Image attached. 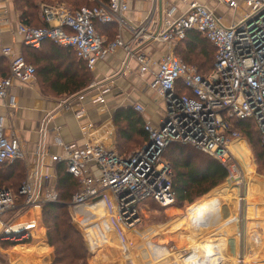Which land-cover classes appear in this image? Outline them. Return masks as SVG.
Instances as JSON below:
<instances>
[{
	"label": "built area",
	"instance_id": "obj_1",
	"mask_svg": "<svg viewBox=\"0 0 264 264\" xmlns=\"http://www.w3.org/2000/svg\"><path fill=\"white\" fill-rule=\"evenodd\" d=\"M94 1L93 6L79 8H71L65 3L41 2L39 8L46 25L20 22L17 31L24 45L38 49L44 41L51 40L71 48L91 71L100 59L124 49L130 57L136 58L140 71L152 77L149 86L163 100L165 117L158 126L145 124L148 140L126 157L93 139L95 123L83 127L89 137L83 144L64 143L58 137L63 154L52 155L53 165L49 170L39 173V177L37 171L26 176L18 193L0 187V218L37 203L45 206L49 202H59L58 174L54 166L58 162L79 179V190L68 203L75 222L80 218L83 224L82 208L92 206L115 212V217L110 218L114 227L119 224L124 229H132L141 220L140 205L144 201L154 200L165 208L176 203L172 167L164 157L170 144H188L210 154L227 166L230 179L240 176L239 163L230 146L236 140L244 139L241 132L233 130L232 121H253L264 145V0H218L238 13L228 25L223 23L216 9L200 0H182L186 8L180 15H176L179 8L175 4H168L163 29L148 33L143 25L133 31L129 41L121 34L129 27L126 19L128 1ZM150 22L151 18H148L146 23ZM113 23L118 28L117 35L106 43L96 24ZM188 31L200 32L216 47L214 68L207 75L173 52ZM139 38L149 39L153 44L166 43L171 52L158 61L144 52H134L132 42L137 43ZM0 56L6 57L10 66L9 75L0 79L2 101L8 96L14 80L31 82L36 67L22 53H16L11 45L4 43L1 23ZM180 84L188 92H181ZM93 89L97 90L92 95L93 101L105 103L104 95L110 90L109 86L93 82L88 91L59 104L62 108L73 109L75 115L81 117L85 113L83 101ZM135 110L144 111L140 104H135ZM44 124L41 132L45 136L48 128L47 122ZM44 155L40 151V156ZM27 156L28 151L16 132L6 134L5 117L0 115V163L24 162ZM229 208L227 204L222 205L223 215L230 214ZM224 250L226 258L237 264L240 259L238 239H228Z\"/></svg>",
	"mask_w": 264,
	"mask_h": 264
},
{
	"label": "crops",
	"instance_id": "obj_2",
	"mask_svg": "<svg viewBox=\"0 0 264 264\" xmlns=\"http://www.w3.org/2000/svg\"><path fill=\"white\" fill-rule=\"evenodd\" d=\"M5 1L6 3L1 7L2 10L0 12V23L3 29L4 43L11 45L16 53H22L28 59L29 63L33 64L37 69V75H35V78L29 83H21L18 80H14L8 96L0 101V115L5 117L6 134L10 135L16 132L22 145L28 151L27 160L23 162L26 169V176L34 175L37 171L39 177V173L41 174V172L49 170L53 165L51 160L52 155L63 154V148L57 142L58 137L64 143L76 142L78 144H83L86 142L89 137L84 132L83 127L88 123H95L97 125L96 130L93 131V139H98L100 142L104 143L105 146L115 149L119 153L116 147L117 127L113 119L114 113L118 108L129 106L135 108V104H140L144 109L141 115H143L145 124L150 123L158 126L162 123L166 114L165 105L159 93L149 86L152 77L149 74H143L140 71L139 63L136 58L130 57L126 51L121 48L115 53L108 54L100 59L95 69L92 70L93 80L91 83L100 82L108 85L110 88L104 95L105 103L102 104L93 101L92 95L97 91L93 89L83 101L85 113L81 117H77L73 109L62 108L59 104L60 102L62 103L67 98L75 99L77 94L88 91L90 85L87 89L74 94L64 87L63 75L57 76V72L65 68L66 65H57V61L66 62L70 59L67 55H49L45 48H43V55L32 54V47L29 48L24 45L22 36L17 31L19 23L22 22L20 20L21 13L18 10L15 11L11 0ZM127 1L129 10L126 13V19L129 22V27L121 31L122 37L126 41L131 40L133 38V31L143 25L146 27V32L148 33L163 29L165 27V10L168 4H175L179 8L176 15H180L186 8V4H184L182 0H161V3L160 0ZM200 1L216 9L217 14L222 17V21L225 25L230 24L234 16L238 15L237 11L231 10L218 3V0ZM232 13L234 14L233 16ZM148 18H151V22L147 24L146 21ZM41 20L43 21L42 15ZM176 47L177 46L174 47V53H176ZM132 48L134 52H144L156 61L161 58H158L156 55L163 54L164 56L171 52V48L168 44H153L146 38H139L137 43L132 42ZM77 61H79V59ZM9 68L8 59L0 56V78L8 75ZM46 122L48 129L47 134L44 136L41 132V128ZM246 144L248 146L247 142ZM40 151L45 155L40 156ZM250 153L252 155L251 149ZM57 164L58 162H55L54 166L57 167ZM254 173L255 171L252 170L250 174L251 177L261 178L258 177V175H254ZM243 178L244 172L242 177L239 178L240 180L236 178L237 180L233 182V184L241 181ZM226 192H230L231 194L229 196L232 197L233 192L231 189L225 191V193ZM229 196H226V201L217 203L212 208L207 209L208 213L203 218H201L197 210L204 204H208L213 198H209L208 201L202 200L204 202L200 201L197 203L201 200L199 199L192 203L194 204L193 214L196 223L195 229L192 231L188 227V220H190L189 207L192 204L186 206L177 204L166 207L165 209H160L156 206V201L146 200L143 202L144 206L142 208L140 205L141 220L138 225L132 229H124L119 224L114 227L110 220L103 225L99 220V214L95 216L91 211L82 210L85 216L82 220L85 227L84 234L91 252L89 263L155 264L147 262L149 258L144 257V259L140 254L141 251H143V253L147 251L145 246L146 241H150L153 246H160L168 251V256L157 261V264H187L190 258L195 256V254L201 261L204 258L201 255L205 256L207 251L203 249V247L199 251H196L194 245L196 243L203 244L209 240L217 242L218 238H225L226 241L230 238L238 239L240 243V253L243 245V236L246 238L245 245L247 246V250L250 248V245H255V251L260 249L261 246L264 245H259L261 239L257 237L262 235L259 229L264 228V219H251L249 218V214V217L246 215V217H244L246 221L245 227L247 229L245 235L243 229L237 226L238 218L232 220L234 212L231 217H229L231 213L226 216L220 212L223 204H229L232 210H235V205L232 203V200L227 199L230 198ZM242 202H246L247 212L248 200L247 198L245 199V196ZM38 204L40 203L25 210L23 209L22 215L13 222H11L9 218L12 214L16 213V211L7 214L9 217L5 215L4 220L0 218V264H53V248L49 245L47 239V227L43 217V204L39 217L37 218L36 234L29 228L15 229L13 227L23 216L32 212L30 210L35 208ZM261 207H263L262 204ZM112 217H115V212H112ZM174 220H177L178 223H182V228L178 227L175 233L169 231L166 227ZM254 222H256L255 225L253 224ZM93 223L101 225L105 230L108 229L106 230L109 232H107V235L104 233L102 234H104L108 240L110 238L112 243L120 238L123 242L120 245H127L128 239L126 236L129 235V244L135 258L124 257L118 253H114L115 251L113 252V249L106 248L109 242L93 250V243L89 240V232L87 231V226H90V224L92 226ZM195 223H193V225ZM42 226L45 228L44 231H42ZM159 226L164 228L154 232L153 228ZM41 237L45 240L48 247L47 251L44 253L38 248V242L41 240ZM21 238H27L28 242L15 243L11 246L9 245V247L8 244L5 243L7 240L10 241ZM225 240L223 241L224 245L216 246L217 243L213 246L214 248H212L213 252L219 250L218 253L223 249V255L226 258L224 250L226 245ZM262 243H264V241H262ZM16 247H19L17 251L14 250ZM262 249L263 248H261V250ZM98 252H101L103 257L99 258L97 255ZM9 254L12 255V257H9ZM95 258H98V260H95ZM211 264L214 263L211 262Z\"/></svg>",
	"mask_w": 264,
	"mask_h": 264
},
{
	"label": "trees",
	"instance_id": "obj_3",
	"mask_svg": "<svg viewBox=\"0 0 264 264\" xmlns=\"http://www.w3.org/2000/svg\"><path fill=\"white\" fill-rule=\"evenodd\" d=\"M41 1L55 2L63 0ZM69 1L76 8L84 6L85 3L88 6L96 4L95 1L91 2L92 0ZM38 2L39 0H16V7L21 13L20 20L22 22L33 26L46 25L41 20ZM96 28L106 39V43L113 41L118 31L114 23L96 24ZM43 48L47 49L49 55H67L70 59L66 62L57 61V65H66L65 68L57 72V76L63 75L64 87L73 94L88 88L93 80V73L88 69L84 61H77L76 53L72 49L47 40L43 42L39 49L31 48L33 49L32 54L43 55ZM177 53L187 63L196 65L202 74L207 75L214 68L217 51L216 47L203 34L197 31H188L186 37L177 44ZM5 77H1L0 79ZM179 86L181 92H188L186 88H183L182 84ZM113 119L117 127L116 147L122 156H128L134 150L141 148L148 140L143 115L136 111L134 107L118 108L114 113ZM232 124L233 130L241 132L247 138L248 144L255 152L259 165L264 168V145L261 143L260 135L256 131L253 121L233 120ZM164 157L172 167L173 190L176 201L180 204L194 203L225 182L229 177V170L226 165L192 145L172 143L165 149ZM56 169L58 172L56 190L59 202L46 203L43 209V217L47 227V239L49 245L53 248L52 263L90 264L91 252L88 248L85 235L73 220L68 206L73 195L79 190V179L69 174L64 164L58 163ZM25 179L26 169L23 161L16 160L11 163H0V187L10 188L15 193H18ZM222 196L220 195L219 197L222 198ZM220 198L213 199L197 210L201 218L208 213L207 209L212 208ZM22 199H19V201ZM38 211L40 214L41 209ZM22 212L23 209L16 211V213L10 216L9 220L11 222L15 221L22 215ZM44 229V226H42V231ZM223 241L221 239L217 242L218 244L216 243L217 245H214H224ZM19 242H28V239L7 240L5 243L9 247V245L11 246ZM38 248L40 250L48 249L42 237L38 242Z\"/></svg>",
	"mask_w": 264,
	"mask_h": 264
},
{
	"label": "rangeland",
	"instance_id": "obj_4",
	"mask_svg": "<svg viewBox=\"0 0 264 264\" xmlns=\"http://www.w3.org/2000/svg\"><path fill=\"white\" fill-rule=\"evenodd\" d=\"M11 1L13 2V6H14L15 11H17L18 9H17L16 3H15L16 0H11ZM93 1L94 0H92L91 2H93ZM41 2L39 0L38 3L40 4ZM5 3H6L5 0H0V12L2 10L1 7H3ZM43 3H51V4L65 3L67 6H69L71 8H76V7H74L73 5L70 4L69 0L55 1V2L43 1ZM84 5H86V3ZM233 15L234 14L232 13V16ZM176 55L182 58V56L179 53H177ZM156 56H158V58H160V57L163 56V54L162 55H156ZM244 138H245L246 142L248 143L247 138L245 136H244ZM245 140L242 139L241 141H239L240 149L242 148L243 150H241V153L236 157V160L239 163L238 166L240 167V176L239 177H242V175H243V170H242V167H241L240 163H242L245 166V172H244V181L245 182L244 183H239V184L237 182V183L233 184V182H235L237 179L231 180L228 177L225 180V182L221 183L219 186H217L216 188L211 190L208 194H206L205 196L200 198L201 200H199V201L197 200L198 201L197 203H199L202 200H207L208 201L209 198H213V199L220 198L219 197L220 195H223V196H222V198H220L218 200L217 203L226 201V196L227 195L229 196L231 193L230 192H226L225 193V191L231 189L232 192H233L232 193V197L229 196L230 198H227V199L232 200V203L235 205V210L233 211L232 207L229 204H227L230 207L229 208L230 209L229 212L231 213L229 217H231L232 213L234 212V216H233L232 220L234 218H238V220L236 219L237 220V226L241 227L243 229L245 235H246V230H247L246 227H245L246 221L244 220V217H246V215H247V217L250 216L249 218H251V219H257V220L258 219L259 220L264 219V168L261 167V165H259L258 160H257L256 155H255V152L253 151V148L249 144H248V146H249L248 147L246 142H245ZM250 149H251L252 155L250 153ZM252 170L255 171L254 175H258V177H261V178L260 179L259 178H253V176L251 177L250 174H251ZM229 176H230V173H229ZM250 183H252L251 185L256 186V188L262 190L263 196H262V198L260 200H257V204H254L256 202H253L252 201V196L248 195L247 186L250 185ZM249 194H250V192H249ZM244 196H245V199L247 198L249 202L250 201L252 202V203L250 202V203L247 204L248 205L247 212H246V203L242 202V199H243ZM202 202H204V201H202ZM177 204H180V203L178 201H176V203L174 205H177ZM261 204L263 205V207H261ZM183 205L186 206L188 204L184 203ZM193 205L194 204H192L189 207V215H190L189 219L190 220H188V227H189V229L191 231L193 229H195L194 227L196 225L195 216L193 214ZM143 206H144V204L142 203L141 204V208ZM156 206L158 208H160V209H165V207H162L158 203H156ZM221 208H222V206H221ZM83 210L91 211V213H93V215H95V216H96V214L97 215L99 214V220H100V222L103 225L106 222H109V220H110L109 218L112 217V213L109 210L105 209V208L98 210L95 207L89 206V207L83 208ZM30 211H32V212H29L28 214L23 216L17 223L14 224L13 227L15 229L29 228V229L33 230L35 232V234H36L35 230H36L37 218L39 217V211H35V210H30ZM248 214H249V216H248ZM7 217H9V216L7 215ZM2 218L4 220L5 216L2 217ZM44 222H45V220H44ZM76 223L80 227L82 232L85 233V227L82 224L80 218L77 219ZM101 223H98V224H101ZM193 223H195V224L193 225ZM253 224L255 225L256 222H254ZM181 226H182V223H178L177 220H174L172 223H170L166 227L168 228L169 231H172L173 233H175L177 231V228L181 227ZM105 228H106V225H105ZM161 228H164V227H162V226L154 227L153 231L154 232L160 231V230H162ZM106 230H108V229H106ZM106 230L101 225H97V224H92L91 227L87 226V231L89 232L88 233V237H89V240L93 243V250L94 249H98L100 246H102V244L106 245L109 242V244H107L106 248L113 249V252L115 251L114 253H118V254H120V255H122L124 257L135 258V256L132 253L131 246L129 244V240H130L129 235L126 236V238L128 239L127 240V245H120L121 243H123L120 238H118L114 243H112L110 241V238L108 240L104 236V234L107 235L108 231H106ZM259 232H260V234L264 235V228L263 229H259ZM102 233H104V234H102ZM97 234L99 236H97ZM262 235H259V237H257V238L261 239L259 241V245H261V244L264 245V243H262V241H264V236H262ZM221 239L225 240V238L224 239L223 238H218L217 242H219V240H221ZM242 241H243V245H242V250H241V253H240V255H241L240 259L244 258V259H246L247 262L252 264L253 261L256 260L255 257H259L261 259V261H256L255 263L256 264H264V246H261V248H263L262 250L260 248V249H257L255 251L254 250V246L255 245L254 246L250 245V248H248V250H247V246L245 245L246 244L245 236H243ZM217 242H215L214 240H209V241H206L203 244L196 243L194 245V248H195L196 251H199L200 249H202V247H203V249H205L207 251V254L205 256L201 255V256H203L205 258V259L203 258L201 260L204 263L201 262L198 259V257H196V254H195V256H192L190 258V260L187 262V264H190V263H193V264H211V262H213L214 264H230V262H232V264H233V262H234L233 259L229 258V260H228V259H226L224 257L223 249L219 253H218L219 250L213 252V248H214L213 246ZM145 246L147 248V251L145 253H143V251H141L140 254L142 255L143 258L144 257L145 258H149L148 259L149 261H147V262H152V263L157 264V261H160V260L163 259V257L168 256L167 249H165L163 247H160V246H153V244H151L150 241H146ZM14 250L17 251L18 248H15ZM251 250H254V251H251ZM46 251H47V249L41 250L42 253H44ZM201 254H204V253H201ZM97 255L99 256V258L103 257L101 252H98ZM199 256H200V254H199ZM9 257H12V255H10ZM95 260H98V258H95ZM237 263H238V261H237Z\"/></svg>",
	"mask_w": 264,
	"mask_h": 264
},
{
	"label": "bare ground",
	"instance_id": "obj_5",
	"mask_svg": "<svg viewBox=\"0 0 264 264\" xmlns=\"http://www.w3.org/2000/svg\"><path fill=\"white\" fill-rule=\"evenodd\" d=\"M239 141H241V140H236L234 143H232V145L230 146V148H231V150H232V152L234 153V155H235V157H237L240 153H241V150H243L242 148L240 149V143H239ZM241 164V167H242V170H243V172H245V166L242 164V163H240ZM239 178H241V177H239ZM238 178V179H239ZM240 180V179H239ZM245 181H244V178L241 180V181H239L238 182V184L239 183H244ZM237 184V185H238ZM252 183H250V185H248L247 186V189H248V195H251L252 196V201L253 202H256L257 203V200H260L261 198H262V196H263V194H262V190H260V189H258V188H256V186H254V185H251ZM245 185V184H244ZM259 190V191H258ZM249 192H250V194H249ZM238 197V196H237ZM238 200V199H237ZM248 200V199H247ZM246 201V200H245ZM251 202V201H250ZM249 201H248V203H250ZM246 203V202H245ZM247 203V204H248ZM252 203V202H251ZM255 204V203H254ZM41 207H42V204L40 203V204H38V205H36V207L35 208H33V209H31V210H36V211H38V210H40L41 209ZM89 207V206H88ZM83 208H86V207H83ZM82 208V209H83ZM93 224H95V223H93ZM97 236H99L98 234H97ZM97 238V237H96ZM256 258V260L255 261H253V263L252 264H256L255 262L256 261H261V259L259 258V257H255ZM251 264V263H249V262H247L246 261V259H240V260H238V263L237 264ZM258 263V262H257Z\"/></svg>",
	"mask_w": 264,
	"mask_h": 264
},
{
	"label": "water",
	"instance_id": "obj_6",
	"mask_svg": "<svg viewBox=\"0 0 264 264\" xmlns=\"http://www.w3.org/2000/svg\"><path fill=\"white\" fill-rule=\"evenodd\" d=\"M160 3H161V0H160Z\"/></svg>",
	"mask_w": 264,
	"mask_h": 264
}]
</instances>
